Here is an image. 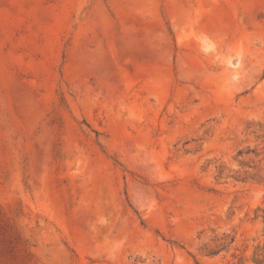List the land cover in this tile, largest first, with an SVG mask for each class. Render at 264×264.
Returning <instances> with one entry per match:
<instances>
[{
    "label": "rangeland",
    "instance_id": "rangeland-1",
    "mask_svg": "<svg viewBox=\"0 0 264 264\" xmlns=\"http://www.w3.org/2000/svg\"><path fill=\"white\" fill-rule=\"evenodd\" d=\"M264 0H0V264H264Z\"/></svg>",
    "mask_w": 264,
    "mask_h": 264
},
{
    "label": "trees",
    "instance_id": "trees-1",
    "mask_svg": "<svg viewBox=\"0 0 264 264\" xmlns=\"http://www.w3.org/2000/svg\"><path fill=\"white\" fill-rule=\"evenodd\" d=\"M263 218H264V216H263Z\"/></svg>",
    "mask_w": 264,
    "mask_h": 264
}]
</instances>
